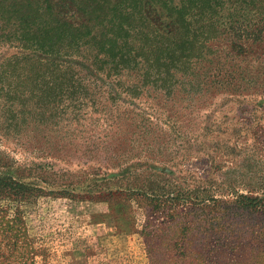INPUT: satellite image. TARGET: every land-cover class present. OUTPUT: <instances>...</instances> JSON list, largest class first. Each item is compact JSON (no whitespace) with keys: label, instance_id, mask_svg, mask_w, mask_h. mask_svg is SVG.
<instances>
[{"label":"trees","instance_id":"trees-1","mask_svg":"<svg viewBox=\"0 0 264 264\" xmlns=\"http://www.w3.org/2000/svg\"><path fill=\"white\" fill-rule=\"evenodd\" d=\"M4 46L11 50L6 53L11 70L19 67L27 91L37 92L43 121L104 123L120 114L122 123L133 124L142 136L153 132L140 123L156 121L154 111H169L166 126L179 120L182 137L190 139L182 155L198 149L204 154L222 136L221 151L228 157L241 152L236 141L251 128L242 131L211 116V106L223 99L221 105L246 107L242 117L254 124L259 116L254 119L248 113L264 110V0H0V48ZM119 94L138 102L113 115L115 103L124 102ZM149 95L147 110L139 100ZM200 136L210 145L203 148L196 139ZM146 172L136 189L123 197L132 191L149 213L166 210L171 218L178 215L180 234L158 230L153 238L158 239L146 240L145 263L134 264H175L167 259L168 250L179 244L184 257L193 251L192 241L197 244V264H207L202 259L206 251L236 253L245 245L249 227L243 217L264 218V178L259 174L247 177V182L239 179L243 192L230 184L237 183L231 176L212 190L174 182L178 192L167 191L163 198L158 183L162 176L173 182L167 176L170 171L151 167ZM44 193L75 197L66 189L44 192L36 183L0 173V200L15 203L10 218H4L8 207L0 204V245L19 254L14 258L25 253L27 261L37 253L40 264H49L53 253L46 242L37 250L32 247L19 208ZM241 222L242 227L237 225ZM6 238L11 241L4 242ZM90 253L83 264H92L87 261ZM180 262L186 263L183 258Z\"/></svg>","mask_w":264,"mask_h":264},{"label":"rangeland","instance_id":"rangeland-1","mask_svg":"<svg viewBox=\"0 0 264 264\" xmlns=\"http://www.w3.org/2000/svg\"><path fill=\"white\" fill-rule=\"evenodd\" d=\"M10 51L7 46L0 48V173L36 183L44 192L62 188L75 196L72 199L44 193L19 205L28 235L33 240L32 247L37 250L41 242H46L53 253L49 264H68L69 254L73 258L70 264H83L88 252L91 255L87 261L92 264L145 263L147 239L151 236L153 242L158 239H153L159 236L155 235L158 230L164 235H179L178 215L171 218L165 215L166 210L149 213L148 205L132 191L128 197H123L124 192L136 189L151 167L164 173L170 171L167 176L174 179L170 182L166 176L160 177L158 185L162 187L159 191L163 198L167 191L178 192L174 182L183 188L198 186L212 190L222 178L228 180L233 176L237 183L230 184L243 192L244 183L239 184L240 180L247 182V177L254 173L264 178V110L248 113L254 119L259 116L254 124L242 117L246 116L248 108L235 103L221 105L223 99L217 100L209 109L211 116L220 117L226 124L234 123L242 131L251 128L236 141L243 149L237 155L225 157L221 151V136L215 148L204 154L198 149L182 155L181 149L190 139L182 137L183 128L177 127L179 120L174 126H166L164 116L169 115V111H154L159 121L150 120L148 125L140 123L153 132L142 136L133 124H123V119L118 118L120 114L104 123L92 119L70 121L65 125L43 121L37 92L27 91L19 67L11 70V63L6 59ZM118 99L125 103L118 100L111 109L117 110L112 111L113 115L123 109H133L132 104L138 102L123 94H119ZM150 102L149 95L141 98L139 105L149 110ZM168 127L175 132L170 134ZM196 139L202 140L203 148L210 145L201 136ZM0 204L8 207L4 218H10L15 203L0 200ZM243 221L249 227L244 234L245 245L236 253L224 249L206 251L202 259L207 264H240L242 261L243 264H264V218L246 216ZM237 225L242 227V222ZM6 240L11 241L6 238L4 242ZM191 244L193 251L184 257L182 248L176 244L168 250L167 259L175 264H182V258L185 264H197V244L195 241ZM0 250V264H40L37 253L26 261L28 254L14 258L19 254L10 247L5 249L0 245Z\"/></svg>","mask_w":264,"mask_h":264}]
</instances>
